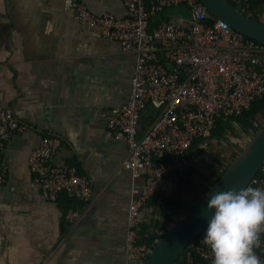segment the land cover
Returning a JSON list of instances; mask_svg holds the SVG:
<instances>
[{
	"label": "crops",
	"instance_id": "1",
	"mask_svg": "<svg viewBox=\"0 0 264 264\" xmlns=\"http://www.w3.org/2000/svg\"><path fill=\"white\" fill-rule=\"evenodd\" d=\"M83 2L93 13L124 14L121 0ZM253 14L264 22V0ZM132 66L131 51L74 19L63 0H0V107L14 108L30 125L12 135L3 152L0 264H126V145L106 129L110 109L128 94ZM153 112L141 110L138 133ZM45 132L61 138L54 161L75 165L91 183L86 203L68 205L80 213L66 220L62 233L57 203L29 183L26 157ZM139 216V232H164L175 221L174 195L150 196Z\"/></svg>",
	"mask_w": 264,
	"mask_h": 264
},
{
	"label": "built area",
	"instance_id": "2",
	"mask_svg": "<svg viewBox=\"0 0 264 264\" xmlns=\"http://www.w3.org/2000/svg\"><path fill=\"white\" fill-rule=\"evenodd\" d=\"M122 16L91 12L83 0H63L77 21L115 40L133 53L129 91L125 100L110 109L106 134L125 142L121 164L131 179L126 206L124 256L126 264H143L161 232H139L140 208L150 196L173 198L185 176L194 140L205 139L217 121L228 120L246 142L261 125L242 127L233 117L249 109L264 95V44L206 16L200 0H121ZM236 3L246 0H232ZM177 6L178 11L168 8ZM154 109L141 133V110ZM18 111L0 107V186L8 168L3 156L6 142L29 129ZM225 131L223 134H227ZM61 138L40 135L27 154L29 183L42 198L56 202L59 195L86 203L91 195L89 177L73 164L56 163ZM141 180L137 183V180ZM246 187L264 189V160ZM79 209L69 207L70 221ZM207 225L182 248L174 264H212L210 248L203 243ZM256 255L264 264V232Z\"/></svg>",
	"mask_w": 264,
	"mask_h": 264
},
{
	"label": "water",
	"instance_id": "3",
	"mask_svg": "<svg viewBox=\"0 0 264 264\" xmlns=\"http://www.w3.org/2000/svg\"><path fill=\"white\" fill-rule=\"evenodd\" d=\"M206 16H215L228 26L264 44V22L244 14L228 0H200ZM264 160V122L232 158L218 179L180 218L162 232L143 264H174L184 245L207 224V201L213 192L246 188Z\"/></svg>",
	"mask_w": 264,
	"mask_h": 264
},
{
	"label": "clouds",
	"instance_id": "4",
	"mask_svg": "<svg viewBox=\"0 0 264 264\" xmlns=\"http://www.w3.org/2000/svg\"><path fill=\"white\" fill-rule=\"evenodd\" d=\"M205 211L203 243L210 248L212 264H262L254 249L264 232V189L213 192Z\"/></svg>",
	"mask_w": 264,
	"mask_h": 264
},
{
	"label": "rangeland",
	"instance_id": "5",
	"mask_svg": "<svg viewBox=\"0 0 264 264\" xmlns=\"http://www.w3.org/2000/svg\"><path fill=\"white\" fill-rule=\"evenodd\" d=\"M168 10L176 12L179 8L173 6ZM260 114V118L264 119V105ZM244 144L245 141L239 134V130L235 128H231L227 134H222L221 137L215 138L214 134L210 138L204 139L203 146L196 147L194 159L189 161L191 174H187L184 181L178 182L174 199H180L183 195L182 200H185V205L192 204L195 198L201 196L205 189L211 186L216 176L229 164ZM182 190L184 194H181ZM188 208V206L182 209L175 208V221L187 212Z\"/></svg>",
	"mask_w": 264,
	"mask_h": 264
},
{
	"label": "trees",
	"instance_id": "6",
	"mask_svg": "<svg viewBox=\"0 0 264 264\" xmlns=\"http://www.w3.org/2000/svg\"><path fill=\"white\" fill-rule=\"evenodd\" d=\"M228 1L236 8V4L232 0H228ZM258 1L259 0H246L245 5H244V10H242V12L244 14L250 16V17L256 18L253 14V8H254V5L258 3ZM263 97H264V95L260 98L261 100L258 99V100L253 101L248 110L242 112L238 116H234L233 118L238 123H240V125L242 127L252 126L253 125L252 124V118H255L259 125H262L264 122V119L260 118V116H261L260 110L264 105V99L262 100ZM231 128H232V126L228 120H226V121L218 120L216 127L209 131V133L207 134L205 139H208V137L210 138V136L214 135V134H215V138L221 137L225 131H229V130H231ZM203 143H204V139L203 140L197 139V140L193 141V143L191 144L190 148L187 151V154H188V156H190L191 160L194 159V154H195V151L197 150L196 147L199 148V147H201V145L203 146ZM189 163H188V166H187L186 171H185V176L181 177L180 182L184 181L187 178V174L188 175L191 174V168H190ZM223 170L216 176V178L211 183V185L218 179V177L223 172ZM177 187H178V185H177ZM208 188L209 187H207V189H205V191L203 192V194L201 196L204 195V193L208 190ZM201 196H199L198 198H195L193 203L190 205H185L186 202H185V200H182V197H180V199L179 198L175 199V208H177V209L181 208L182 209V208L188 206L189 208L187 210H189L201 198ZM73 200H74L73 198L66 197L64 194L59 195L56 199V203H57V205L61 211V217L59 220V231H60V233H62L64 231L65 224L67 223V221L64 217L65 210L68 207V205H70L72 203Z\"/></svg>",
	"mask_w": 264,
	"mask_h": 264
},
{
	"label": "flooded vegetation",
	"instance_id": "7",
	"mask_svg": "<svg viewBox=\"0 0 264 264\" xmlns=\"http://www.w3.org/2000/svg\"><path fill=\"white\" fill-rule=\"evenodd\" d=\"M233 2H234V1H233ZM234 3L236 4V8H237L238 10H240V11L244 10L245 2H239V3L234 2Z\"/></svg>",
	"mask_w": 264,
	"mask_h": 264
}]
</instances>
